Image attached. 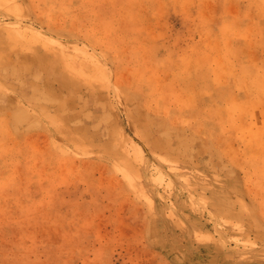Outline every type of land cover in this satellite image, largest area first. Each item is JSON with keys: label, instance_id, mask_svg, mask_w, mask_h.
<instances>
[{"label": "crops", "instance_id": "0c3cea01", "mask_svg": "<svg viewBox=\"0 0 264 264\" xmlns=\"http://www.w3.org/2000/svg\"><path fill=\"white\" fill-rule=\"evenodd\" d=\"M113 13L90 27L89 48L99 55L102 72L61 70L38 44L21 57L19 73H0V264H8L7 226L28 222L34 204L45 200L46 210L54 212L31 224L55 225L56 208L68 219L64 225L77 224L81 209L71 206V187L60 183L71 177L72 163L85 170L94 166L97 177L101 163L116 161L107 156L134 145L145 149L146 164L157 167L166 185L161 162L176 166L172 175L180 180L188 172L193 193L238 229L240 241L264 242V42L246 35L245 12L224 11L226 24L205 50L178 54L158 24L161 14L154 12L145 23L121 10ZM82 24L76 32L87 36ZM17 54L0 43V70L11 71ZM61 162L69 164L60 169ZM93 213V224L101 225V207ZM155 218L146 207V226L153 231L163 225ZM65 233L63 245L74 249H56L54 240L49 254L64 255L68 263L85 258L86 235ZM92 240L99 241L97 234ZM146 256L166 259L167 253L149 249Z\"/></svg>", "mask_w": 264, "mask_h": 264}, {"label": "rangeland", "instance_id": "374dc122", "mask_svg": "<svg viewBox=\"0 0 264 264\" xmlns=\"http://www.w3.org/2000/svg\"><path fill=\"white\" fill-rule=\"evenodd\" d=\"M236 9L245 12L242 25L246 26V35L255 37L256 42H264V0H0V43H9L12 51L18 53L12 70L6 66L0 73L5 76L19 73L24 62L21 57H29L31 49L38 44L50 51L49 55L56 58L61 70L82 69L81 75L84 68L102 72L99 55L89 48L94 42L90 27L100 21L103 25L117 10L145 23L154 12L157 16L161 14L158 24L168 31L173 52L200 53L218 27L226 24L224 11ZM142 11L149 13H138ZM79 21L82 25L87 23V36L76 32ZM262 69L264 72V66ZM128 150L125 154L107 156L116 161L101 163L102 173L97 177L94 166L85 170L79 163H72L71 177L60 179V183L71 187V206L81 209L77 224L64 225L68 219L57 208L55 225L31 224L29 221L45 222L46 213L54 212L46 210L45 200L34 204L28 222L7 226L8 264H150L152 261L157 264H264V242L240 241L238 229L226 226L222 218L207 209L206 198L193 193L188 172H183L184 179L180 180L172 175L176 166L161 162L160 170L163 172L162 168L166 167L168 175L166 185L157 167L152 169L146 164L144 148L134 145ZM68 164L61 162L58 167L63 169ZM99 168L97 165V172ZM197 181L201 183V179ZM96 188H101L102 194L95 195ZM95 206L103 210L102 224L96 226L93 224ZM146 207L163 223L154 227V231L146 226ZM113 221L115 224H111ZM80 222L87 224L80 225ZM69 230L70 234L78 230L86 235L87 253L85 258L69 259L68 263V257L56 254L53 258L48 251L54 240L55 243L59 240L56 249H74L63 245L62 233L67 234ZM18 233L22 234L15 236ZM96 234L99 241L94 242L92 237ZM149 249L165 251L166 259L147 257Z\"/></svg>", "mask_w": 264, "mask_h": 264}, {"label": "bare ground", "instance_id": "6f19581e", "mask_svg": "<svg viewBox=\"0 0 264 264\" xmlns=\"http://www.w3.org/2000/svg\"><path fill=\"white\" fill-rule=\"evenodd\" d=\"M208 188V187H207Z\"/></svg>", "mask_w": 264, "mask_h": 264}]
</instances>
